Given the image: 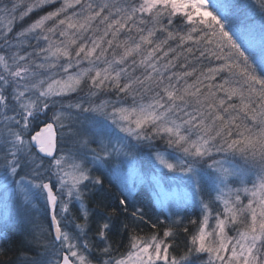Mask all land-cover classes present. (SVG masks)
I'll use <instances>...</instances> for the list:
<instances>
[{
	"label": "snow or ice",
	"instance_id": "1",
	"mask_svg": "<svg viewBox=\"0 0 264 264\" xmlns=\"http://www.w3.org/2000/svg\"><path fill=\"white\" fill-rule=\"evenodd\" d=\"M209 3L0 0V197L22 229L42 201L51 227L21 264H264V0ZM145 147L185 197L166 220L136 207L119 253Z\"/></svg>",
	"mask_w": 264,
	"mask_h": 264
},
{
	"label": "trees",
	"instance_id": "2",
	"mask_svg": "<svg viewBox=\"0 0 264 264\" xmlns=\"http://www.w3.org/2000/svg\"><path fill=\"white\" fill-rule=\"evenodd\" d=\"M215 0H210L209 9L212 3ZM157 147L160 149L164 148V145L161 142H157ZM150 154L148 148H143L138 154V160L142 169L143 174L147 178L144 179L141 183L138 184L136 188L130 194L125 192V195H128V206L127 212L123 213L119 216V219L116 221L117 228L111 235L110 242L114 243L119 247V253H124L127 251L128 246V235L129 233L123 227V224L130 223V214L135 210L136 207H142L146 214V218L150 217L153 221L159 217L161 220H166L164 215H161V202L158 197L154 194L153 186L154 181L150 179V175L154 167L146 161L145 156ZM155 170V169H154ZM163 173H167V170H163ZM99 174V173H97ZM107 180H105V184L107 185ZM166 185V184H165ZM238 186V185H235ZM167 188L168 187L166 185ZM177 191V190H176ZM107 199L105 200L106 204H110L114 208H118V198L122 199L121 189L119 186L113 185L110 188V191L105 194ZM205 199L207 196L205 195ZM134 201V203H133ZM164 201V200H162ZM166 201H171L172 203H179L180 201L168 199ZM38 209L35 212V215L41 219L39 222L33 224H29L26 228L22 229L16 226L15 221H7V224L0 223V232H4L6 234L7 240H0V264H21V261L24 257H35L38 251H43L40 243L34 242L33 237L35 236L37 239L41 240H50L51 237L43 236V233L50 232L51 227L49 224L50 217L45 212V207L42 201H38ZM219 203V202H218ZM91 207H94V203L89 202ZM222 207V206H221ZM73 212L76 211L75 208L72 209ZM199 207L197 206L195 210L189 208L186 213H184V225L188 227L189 233L194 232L196 230V225H192L188 223L189 219H194L199 221ZM78 215V213H77ZM71 219V218H69ZM83 223L82 220L78 221ZM93 229L95 225H92ZM69 231H75L74 225L69 226ZM139 235L147 238L153 232L162 233L163 228L158 226L156 229H152L150 225H141V229L138 230ZM230 235H235V233H230ZM188 238L187 233H181L179 237L175 241V247L177 249V254H183L185 251V243ZM95 239V238H93ZM119 253H115L119 255ZM95 255V253H94ZM107 258V257H105Z\"/></svg>",
	"mask_w": 264,
	"mask_h": 264
},
{
	"label": "rangeland",
	"instance_id": "3",
	"mask_svg": "<svg viewBox=\"0 0 264 264\" xmlns=\"http://www.w3.org/2000/svg\"><path fill=\"white\" fill-rule=\"evenodd\" d=\"M210 10V9H209ZM163 150V148L161 149ZM146 161L150 163L154 169L152 171V174L150 175V179L154 181L153 191L154 194L158 197L160 202L162 200L166 201L169 198L177 201H182L185 197V189L181 186L171 185V188H167L166 185L162 182L160 174L163 173L164 169L161 165L158 164L153 158L151 154H148L145 156ZM121 179L128 184V187L130 189V192L134 190L138 186L139 183H141L144 179L147 178L142 172L140 163L138 164L137 168L130 174V176L121 177ZM177 190V191H176ZM3 189L0 188V192H2ZM127 192V191H126ZM38 201L36 205V210L34 211L33 215L35 218L36 223L39 222L41 219H39L38 216L35 215V212L38 209ZM8 218V221L16 222V204L15 202H8L7 205L5 204L2 197H0V223H2L5 219ZM212 221H210V227H211Z\"/></svg>",
	"mask_w": 264,
	"mask_h": 264
}]
</instances>
